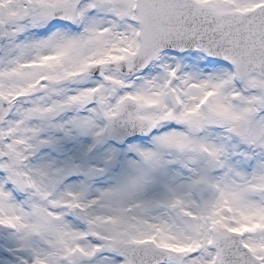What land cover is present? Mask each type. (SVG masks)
Masks as SVG:
<instances>
[{
  "label": "snow or ice",
  "instance_id": "snow-or-ice-1",
  "mask_svg": "<svg viewBox=\"0 0 264 264\" xmlns=\"http://www.w3.org/2000/svg\"><path fill=\"white\" fill-rule=\"evenodd\" d=\"M0 264H264V0H0Z\"/></svg>",
  "mask_w": 264,
  "mask_h": 264
}]
</instances>
